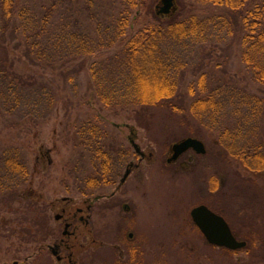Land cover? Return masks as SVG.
<instances>
[{"label":"rangeland","instance_id":"1","mask_svg":"<svg viewBox=\"0 0 264 264\" xmlns=\"http://www.w3.org/2000/svg\"><path fill=\"white\" fill-rule=\"evenodd\" d=\"M15 1L19 8L29 6L42 12L39 4L52 0ZM160 1L145 0L149 8L139 7L137 20L131 23L127 33L157 23L155 17ZM175 2L180 16L196 13L206 17L223 10L222 7L194 0ZM73 5L76 11L77 2ZM159 20L167 21L168 18L160 16ZM62 23L70 21L63 20ZM15 43L17 40L11 41L9 50L0 43V65L5 69H14L28 81L30 73L23 63L26 59L23 48H15ZM174 50L181 51L183 55L184 81L181 89L184 93L189 82L207 72L213 82L221 78L264 96V86L251 80L249 71L241 62L237 43L175 45ZM111 53V49H104L98 57L104 58ZM80 58L77 57L74 62ZM50 74V71L45 72L47 77ZM90 82V72L83 70L77 77L76 91L69 89L66 92L67 99L73 102L68 115L65 106L57 100L53 109L41 117L46 104L42 102L43 93L38 90L27 92L24 98L18 95L17 106L0 99V150L19 148L31 173L30 183L18 187L16 200L0 202V264H13L15 261L21 264L27 254L37 249L43 242V220L47 219L46 228L58 229L53 220L56 211L52 203H59L64 197L79 198L109 192L118 183L127 163H136L139 159L128 141L130 135L146 157L131 174L127 184L130 187L140 185L141 244L151 246L149 232H152L159 258L157 263L167 262L164 257L170 250L174 251L173 264L179 258H182L178 260L179 264L188 263L187 258L177 252V248L185 243L184 239H188L190 245L202 246L201 240L191 234L182 236V232L186 230L183 229L184 218L191 208L206 202L222 211L233 230L248 240L247 250L239 253L247 258L245 264H264V169L258 172L246 169L238 158L222 148L216 130L212 132L206 126H198L192 119L184 120L188 118L186 111L174 113L164 104L147 108L127 107L119 110L117 115L102 111L92 99ZM99 111L100 116L105 114L108 120L104 125L106 134L102 143L106 152L111 153L112 161L108 165L109 177L99 186L89 188L85 181L92 176L99 177L101 163L97 158L93 159L88 142L85 145L80 143L76 132L82 120L93 117ZM21 116L24 118L21 119ZM261 124V139L264 141V121ZM188 136L199 138L205 144L206 153L202 155L188 150L168 163L172 145ZM109 146L114 149L108 150ZM121 151L127 154L119 162L116 156ZM144 193L151 195L154 199L152 203L150 197L148 201V197L142 196ZM152 213L153 218L150 219ZM112 219H109V224H113ZM94 221L96 237L102 239L104 221L101 215H96ZM111 226L113 230L115 226ZM52 239L45 236L44 243Z\"/></svg>","mask_w":264,"mask_h":264},{"label":"trees","instance_id":"2","mask_svg":"<svg viewBox=\"0 0 264 264\" xmlns=\"http://www.w3.org/2000/svg\"><path fill=\"white\" fill-rule=\"evenodd\" d=\"M194 1L223 10L206 17L196 13L180 16L174 0L170 13L156 11L157 23L128 34L127 29L137 20L139 7L149 8L145 0L42 1L39 4L42 12L29 6L19 8L15 0H0V43L9 50L11 41L17 40L14 46H22L26 58L23 63L30 73L27 81L14 69L0 65V99L17 106L18 95L23 97L38 90L46 104L41 117L53 109L57 100L68 115L73 102L67 99L66 92L76 91L77 77L87 70L91 76L90 94L102 111L117 115L127 107L161 104L174 113L186 111L188 118L184 120L192 119L198 126L216 130L222 148L238 158L246 169L263 170L264 96L221 78L213 82L207 72L189 82L184 93L183 55L174 47L237 43L240 60L251 80L264 86V0ZM73 2H77L76 11ZM160 16L168 20L161 21ZM63 20L70 23H62ZM104 49H111L112 53L99 58ZM77 57L81 58L74 62ZM48 71L51 74L47 77ZM99 113L82 120L76 132L80 143L88 142L93 159L101 163L99 177L85 181L89 188L99 186L109 177L108 165L112 161L111 153L106 152L102 143L108 120ZM111 149L114 148L109 146L108 150ZM126 154L121 151L116 159L120 162ZM29 172L19 148L0 150V202L18 198V187L31 181ZM46 222L47 219L43 220L41 226Z\"/></svg>","mask_w":264,"mask_h":264},{"label":"flooded vegetation","instance_id":"3","mask_svg":"<svg viewBox=\"0 0 264 264\" xmlns=\"http://www.w3.org/2000/svg\"><path fill=\"white\" fill-rule=\"evenodd\" d=\"M127 138L134 149L133 145L137 144L135 139L132 135ZM137 146L140 153L137 154L135 150L134 152L139 159L136 163L133 161L127 163L125 170L130 166L131 172L123 183H120V180L125 170L118 183L109 192L86 197L82 195L79 198L64 197L59 203L51 204L56 211L53 220L58 229L52 230L50 226L46 228L47 224H45L43 227L45 230L42 231L43 242L36 247V250L27 254L21 264H173L174 251L172 250L165 254L164 259L167 262L157 263L159 258L152 232H149L151 234L149 245H153L154 248L141 244L143 239L140 231V185L133 184L130 187L127 184L131 174L140 167L142 160L146 157L145 152L138 144ZM142 196L148 197V201L151 199L150 194L148 196L144 193ZM153 200L151 199V203ZM199 205L206 206L212 213L221 217L228 225L233 237L237 241L245 242V245L240 248H231L209 242L190 214L192 209ZM153 213L150 219L153 218ZM222 213L206 202H200L191 208L189 215L184 218L183 229L186 230L182 232V236L187 237L191 234L201 240L202 246H194V243L190 245L189 240L184 239L185 243L177 248V252L184 255L188 263L181 264H245L247 258H243L239 253L247 250L249 242L233 230ZM96 215H101L104 221L102 239L96 237L97 227L94 221ZM110 218H113V224H109ZM111 225L115 226L113 230ZM220 228V223L216 221V229ZM216 229V235L223 233ZM45 236L53 237L52 241L44 243ZM178 260L176 264H179ZM13 264L19 263L15 261Z\"/></svg>","mask_w":264,"mask_h":264},{"label":"water","instance_id":"4","mask_svg":"<svg viewBox=\"0 0 264 264\" xmlns=\"http://www.w3.org/2000/svg\"><path fill=\"white\" fill-rule=\"evenodd\" d=\"M174 7V0H161L160 5H158V14H168L171 12ZM134 149L137 153H140V150L137 144H134ZM193 149L197 154H205L206 147L204 143L196 137H185L178 142L174 143L171 147L172 154L167 159V162L175 161L183 153ZM142 153V152H141ZM131 172L130 166H128L120 180V183H123ZM191 217L194 222L198 225L201 231L204 233L206 238L211 243H217L219 245H226L231 248H240L245 245V242L237 241L230 232V229L226 222L219 217L218 215L212 213L206 206L199 205L192 209ZM216 221L221 225L220 229H216ZM216 230L223 231L219 235H216Z\"/></svg>","mask_w":264,"mask_h":264}]
</instances>
